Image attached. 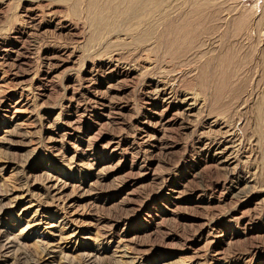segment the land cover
I'll return each mask as SVG.
<instances>
[{"label": "rangeland", "instance_id": "obj_1", "mask_svg": "<svg viewBox=\"0 0 264 264\" xmlns=\"http://www.w3.org/2000/svg\"><path fill=\"white\" fill-rule=\"evenodd\" d=\"M76 1L38 0L76 25L75 37L31 32L21 15L35 0H0V264H264V4H239V15L259 20L250 47L221 31L204 42L201 56L224 57L233 47L243 63L235 88L219 91L223 118L191 106L187 94L202 90L184 68L179 81L161 80L168 84L155 102L172 99L170 114H180L179 125L164 130L163 104H141L157 85L106 76L97 64L117 49L133 50L130 37L151 26L127 33L121 17L97 32L86 13L90 0L75 11ZM180 1L155 0L153 8L176 12ZM222 3L218 18L235 4ZM150 39L136 40V50L144 54ZM55 44L76 54H58ZM159 53L151 72L174 71L164 48ZM149 66L136 61V73ZM209 80L210 90L223 87L214 68ZM120 83L129 92L113 102L123 110L94 111L92 99L113 98ZM238 129L241 148L225 142L207 150L208 139Z\"/></svg>", "mask_w": 264, "mask_h": 264}, {"label": "bare ground", "instance_id": "obj_2", "mask_svg": "<svg viewBox=\"0 0 264 264\" xmlns=\"http://www.w3.org/2000/svg\"><path fill=\"white\" fill-rule=\"evenodd\" d=\"M39 1H41V0H39ZM224 1L226 3L228 0H186V1L182 0V1H180V5L176 9V12H172V13L165 11L162 8L161 9H154L153 7L155 6V0H90V3L88 4V6L86 8V13L91 18L92 25L93 24L95 25L94 29L97 32H99L101 29L105 28V26H107L109 24H113L111 22V19L114 23H116L117 21H120L122 19L121 17H123V21L125 20L129 24V29H128L127 33H133V34L137 33L138 34L140 32L139 31V29L141 28L140 26H142V27H143V25H144V27L151 26V30L149 32L144 33L140 37L134 38L136 35H132L130 37V38H133V41L131 42V45H130V47H135V48H133V50H130V51L125 50L124 51L122 49H117V50L109 53L110 59H108V58L106 59V57L101 58V59H99L97 64L107 67L106 70L108 71L109 74H107L106 76H111V77L117 76L118 78L130 77V76H139V80L140 79H141V81L143 80L142 83L144 85L147 84L148 82H149V84H151L150 86H152V88L157 85L156 88H159L158 90H151L148 92L146 91L144 93V96L141 99L142 100L141 104L144 105V108L150 107V106H158V105L163 104L162 105L164 107L163 113L165 115L164 114L160 115L159 123L162 125L164 130H169L168 128H174L177 125H179V122H180L179 121L180 120L179 115L180 114H179V112H175L173 114H170V110L174 109V101H172V99H171V101L166 99L168 102L165 101L164 99L163 100L165 102L164 101H161V102L159 101L160 103L155 102L159 99V96L164 93V88H162L163 86L161 84H164V86H165L166 83L168 82V81L165 82V81H161V80L163 78L169 79L170 77H173V79L171 80L172 82L173 81H175V82L179 81L180 77L183 78V74L180 71H183L182 69H184V68L190 69L189 72H191V76L195 77V79H196L195 81H197L198 85L200 84L199 88H200V90H202L201 94H199V93L197 94L195 92H189L188 93V91H193V90H187V93H188L187 95H188V97L190 96L188 99L193 101L191 106L196 108L197 104H201L200 106H202V107L200 108V110L203 111L204 116H206V117L208 116L207 111L209 110L210 107H211L210 109L214 112H212V113L210 112L209 116L217 115L216 116L217 118H223L222 115H225V113H226L225 111L228 110L227 105L221 104V102L219 100L221 98L219 91H222V89L224 87H225V89H226V87H228L231 90H233L235 88L236 84L240 81V78H241L240 72L244 73V69L241 66V65H243V63L241 64V62H240V64H239L238 53H237L238 51L236 52V50H235L236 48L232 49L233 43L230 44V45H232L231 50L229 49V47H228L229 51L226 49L227 52L224 55V57L215 56V55H212V56L202 55L201 56V54L203 53V50H204L203 47L205 48L204 42H205L206 38L208 40V37H210V38L214 37L215 35L212 36L213 34L221 31V33L222 32L224 33L223 36L225 38L227 37V38H230L231 41H236L238 43V45L243 44V45H245V47L249 46L250 43L246 44V41H249V39L253 36L254 27L256 24L257 25L259 24V20H258V18H253V17H248V16L238 14L239 8H240L239 4L242 0H231L235 4H233V7H230V10L227 11V14L222 15L220 18L216 17L217 11H219L222 8V6H224V4L222 3ZM81 2H82V0L76 1V3L74 4L76 7L75 11H77V9H78L77 4L81 3ZM261 3L264 4V0H255V4L258 5ZM121 5H126L127 7L126 8L120 7ZM32 6H33V9L29 10V8H27L23 12V14L21 15L25 19L24 22H26V24L29 25L28 28L31 30V32H33V31L34 32H39V31L41 32V30L42 31L45 30L46 32L51 31V30H53V32L68 31V33H70L72 36L76 37L74 32L78 30V27L76 25H72L73 23L70 24V22L68 21L67 18L59 16V14L57 12H53L52 8H49L48 10H44L43 8H40L38 0H35V2L32 3ZM262 7L264 8L263 5H262ZM153 22H156V23H154V25H153ZM218 25H220L219 28H221L222 30L218 29ZM108 27H110V25ZM133 31H135V32H133ZM145 34H146L147 38H151L149 41L150 47H149V49L144 50L145 52L143 51L144 54H141L142 52L140 53L138 50H136V48L141 44V42H138V41L136 42V40H138L139 38H141ZM221 38H223V37H221ZM225 38L223 40H226ZM217 39L218 38H216V40L214 39L215 42L218 41ZM219 39H220V36H219ZM236 39H239V40H236ZM227 40H229V39H227ZM133 44H135V45L132 46ZM224 44H225V42H224ZM51 47L58 54H62L63 56L65 54H67L69 56L70 55L74 56V54H76V51H73V50L70 51V48H68L65 45L59 46V45L55 44L54 46H51ZM242 47H244V46H242ZM163 48L165 51L164 57L167 56L166 58H168V60H170L169 63L173 65L172 67H174V69L173 68L172 69L174 71L170 72L167 75H164L163 71H162L161 76H159L158 75L159 72H157L158 74H153L151 71H154V69L156 71V64L158 63V61L160 62L159 59L161 57V56H159V55H161L159 52L161 51V49L163 50ZM239 50H242V49H239ZM88 54H86V55H88ZM58 58H56V59L58 60ZM68 58H71V57H68ZM60 60H62V59H60ZM138 60L147 61L148 64L150 63L149 67H151V68H150V70L148 69L150 72L147 69H144V70H147L148 72L145 71V72H141L140 74L136 73L135 66H136V61H138ZM164 60H165V58L162 60V62ZM67 61H69V60H67ZM123 63L124 64L127 63V65L124 66L125 68L120 67V65H122ZM234 64H235V67L232 68V66ZM56 66H58V65H56ZM211 68L215 69L217 76L221 80L220 85L223 86V87L219 86V89H217V88L212 89L215 92L214 94L211 93L213 91L210 90V88H209V82H211L209 80ZM87 73H89V72H87ZM169 75H171V76H169ZM119 76H121V77H119ZM134 79H135V77H134ZM96 80H97V78H96ZM87 81H89V78ZM123 81L129 83V80H127V81L122 80L121 82H123ZM180 82H181V80H180ZM92 84H94V83H92ZM133 84H134V82H133ZM125 85H123V84L118 85L117 86L118 90L115 89L117 91L116 95H114L113 98L108 99L109 101L106 100L107 97H106V99H104V98H101L99 96L92 99L93 103L92 104L90 103V104L92 105L94 111L95 110L98 111L97 110L98 108H106V107H109L110 109H117V107H119V108L121 107V110H123L122 105L119 103H114L113 99L119 100L120 96L122 98L121 94H125V93L129 92V90H126L123 88V86H125ZM173 85H174V83H173ZM173 85H172V87H173ZM179 86L180 85L178 83V87ZM217 86L218 85H216V87ZM79 87L81 88L80 85H79ZM85 87L86 86H84V88ZM167 87H168V85H167ZM180 87H182V86H180ZM80 88H78V90H80ZM87 88H85V89H87ZM235 91H237V90H235ZM141 93L143 94V92H141ZM82 98H83V96H82ZM79 99H81V98H79ZM119 102H121V101L119 100ZM182 102H184V100ZM81 103H83V102H81ZM121 103H123V102H121ZM124 103H125V101H124ZM78 105L80 106V104H78ZM84 109H86V108H84ZM126 109H128V108H126ZM129 110L131 111V109H129ZM213 118H214V116H213ZM216 122L217 121H215V124H217ZM232 131L233 130H230V131L227 130L228 133L225 132L228 134V136L226 138H221V139L217 138L214 140L212 138H211L212 140L208 139L207 150L209 151V150H211V148H213L215 146H221L225 142H227V143L238 142L237 146H238V148H241L242 142H241V138H239L240 135L238 136V134H236V132L238 133L239 129L234 130V133H232ZM149 137H150V135H149ZM227 138H230V139L227 140ZM233 139H236V140L233 142L232 141ZM138 140L141 142V144H144V145L147 144L146 141L144 140V138H139ZM165 141H167V140H165ZM165 141H163V142H165ZM135 143H137V142H135ZM143 148H145V147H143ZM220 159H222V157ZM23 233H24V231L22 230L21 235H23ZM38 246H39V244H38ZM42 246L40 244L39 247H42ZM48 246L49 245L46 246L45 251L49 248Z\"/></svg>", "mask_w": 264, "mask_h": 264}]
</instances>
